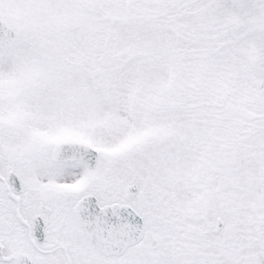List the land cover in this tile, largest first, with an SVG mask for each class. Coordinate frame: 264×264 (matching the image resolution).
<instances>
[{"label":"snow or ice","instance_id":"1","mask_svg":"<svg viewBox=\"0 0 264 264\" xmlns=\"http://www.w3.org/2000/svg\"><path fill=\"white\" fill-rule=\"evenodd\" d=\"M0 264H264V0H0Z\"/></svg>","mask_w":264,"mask_h":264}]
</instances>
